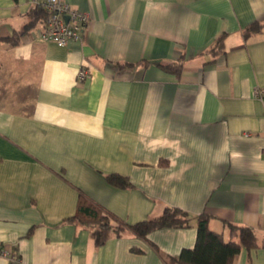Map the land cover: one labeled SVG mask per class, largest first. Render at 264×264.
I'll list each match as a JSON object with an SVG mask.
<instances>
[{
    "label": "crops",
    "instance_id": "0c3cea01",
    "mask_svg": "<svg viewBox=\"0 0 264 264\" xmlns=\"http://www.w3.org/2000/svg\"><path fill=\"white\" fill-rule=\"evenodd\" d=\"M65 1L89 20L60 46L38 38L40 22L24 27L36 0H0V36L21 32L0 39V264H166L195 244L193 224L96 246L64 222L79 192L128 223L178 206L226 238L224 221L261 238L264 26L242 30L264 23V0ZM232 264H264V248Z\"/></svg>",
    "mask_w": 264,
    "mask_h": 264
},
{
    "label": "trees",
    "instance_id": "16d2710c",
    "mask_svg": "<svg viewBox=\"0 0 264 264\" xmlns=\"http://www.w3.org/2000/svg\"><path fill=\"white\" fill-rule=\"evenodd\" d=\"M28 16L29 20L24 27H30L38 22L41 23L46 17V10L40 3H34L28 11ZM263 26L262 21H252L242 30L244 37L260 32ZM20 33L15 32L13 36H0V39H4L11 44L16 43ZM222 47L223 35L218 37L211 50H214V48L221 50ZM158 65L176 74H179L181 69V64L158 63ZM106 179L108 182L121 187L131 185L126 176L115 172L108 173ZM210 218L211 215L208 213L202 212L191 216L186 210L178 206H165L158 216L128 223L114 213L91 202L79 192L76 210L72 215L66 217L64 222H73L89 228L96 246L102 245L111 235H119L125 229L145 237L153 229L186 227L195 224L197 235L194 246L183 248L175 256H165L164 262L166 264H232L234 256L242 246L247 249L264 248V235L259 238L254 227L224 221L229 229L226 238L221 231L210 228ZM31 231L32 227L29 228L27 234H30Z\"/></svg>",
    "mask_w": 264,
    "mask_h": 264
},
{
    "label": "built area",
    "instance_id": "2783aa9c",
    "mask_svg": "<svg viewBox=\"0 0 264 264\" xmlns=\"http://www.w3.org/2000/svg\"><path fill=\"white\" fill-rule=\"evenodd\" d=\"M36 3H40L46 10V17L41 22L38 32L40 40L65 46L70 41L82 39L89 20L88 12L71 6L65 0H36ZM88 74V68L81 66L77 77L83 80Z\"/></svg>",
    "mask_w": 264,
    "mask_h": 264
}]
</instances>
